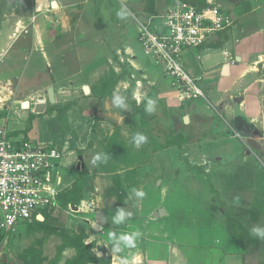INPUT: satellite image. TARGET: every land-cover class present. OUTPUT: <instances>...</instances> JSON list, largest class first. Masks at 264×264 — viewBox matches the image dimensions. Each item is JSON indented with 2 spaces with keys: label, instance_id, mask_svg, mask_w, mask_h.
Returning <instances> with one entry per match:
<instances>
[{
  "label": "rangeland",
  "instance_id": "obj_1",
  "mask_svg": "<svg viewBox=\"0 0 264 264\" xmlns=\"http://www.w3.org/2000/svg\"><path fill=\"white\" fill-rule=\"evenodd\" d=\"M124 2L132 15L123 20L116 15L121 0L95 3L103 24L94 33L89 29L81 31L84 35L76 38L80 53L86 57L82 62L84 70L78 73L81 62L67 58L69 73L64 77L63 85L49 83L57 96L54 110H50L54 103L48 101L47 90L37 93L29 107L23 108L21 101L27 99L19 97L18 77L10 80V90L0 92V118H5L8 128L26 129L24 133L32 142H51L65 147L61 159L60 195L78 181L83 187L79 202L53 208L45 226L30 224L20 227L12 235H3L0 238V264H27V251L31 248L39 251L40 264H68L77 258V248L68 246L59 253V247L64 239L68 241L72 235L82 234L85 243L92 242L90 250L99 259L97 263L85 264H120L123 259L128 264H140L151 256L179 262L177 255L166 253V247L171 243L178 247L205 241L222 244L226 235L231 238V233L241 242L243 251H233L234 255L230 254L228 261L264 264V240L251 233L254 226L264 228V207L258 216L253 212L248 214L254 210L255 203L262 205L264 201V155L258 151L249 156L244 153L248 148L245 138L236 136L228 116L216 104L217 96L201 80L196 83L203 96L194 102L201 107L200 112L205 118L203 123L196 125L192 119L184 121L189 101L186 99V102H178L179 105L169 109L162 105L164 101L156 103V112L152 115L146 113L148 129L141 126L143 123L137 110H145L146 98L157 102L155 96L160 81L155 76L149 77L154 66L136 37V20L147 22L152 19L158 23L159 17L147 14L146 7L151 5L149 0ZM10 3L13 4L14 0H0V19L3 12L10 10ZM31 3L29 0L27 5L30 12ZM215 3L229 20L221 34L229 36L227 31L248 11L251 12L248 17L252 18L259 13L264 27V0H215ZM168 5L167 0H156L154 11L163 13ZM41 7L36 5V10ZM19 8L15 9L21 12L22 7ZM75 19L74 13L72 22ZM106 23L111 25L109 29ZM66 35L70 39V34ZM103 54L107 60L94 58ZM141 61L147 68H141ZM111 68L121 76L110 95L98 99L82 91L83 86H96ZM257 74L264 78V61ZM20 83L21 88L23 82ZM6 93H10L9 98H5ZM114 93L125 98L126 109L113 105ZM38 97L47 99V102L43 111L36 113L38 115L29 122ZM151 127L155 131H149ZM256 127L261 132L257 134L259 139L254 140L262 144L264 153L263 118ZM161 129L166 130L172 140L182 143L165 146ZM137 132L148 138V142L140 147L145 157L141 164H134L130 155L132 147L137 149L132 143ZM98 153L106 155L107 162L93 165L92 158ZM133 188L144 191L145 196H133ZM121 207L133 215L124 224L115 225L112 218ZM159 207H164L166 214L154 217L153 212ZM100 214L105 223L101 229L95 230L91 225ZM113 232L117 236L133 232L140 235L135 247L123 248L116 253L112 251L113 241L109 239ZM179 251L182 250H177L180 254ZM187 251L186 247L182 253Z\"/></svg>",
  "mask_w": 264,
  "mask_h": 264
},
{
  "label": "crops",
  "instance_id": "obj_2",
  "mask_svg": "<svg viewBox=\"0 0 264 264\" xmlns=\"http://www.w3.org/2000/svg\"><path fill=\"white\" fill-rule=\"evenodd\" d=\"M44 1L45 3L41 0L36 4L42 6L40 10H36L35 0H31L30 12L29 0H14L13 4H8L10 10L3 12L0 19V92L10 90V80L18 77L17 92H21L19 97L29 100V104L37 93L47 90L49 83L63 85V80L69 73L67 58L81 63L86 58L76 44L77 36H83L81 31L86 29L94 33V30L101 28L103 24L100 23L98 6L95 4L100 0H49L53 1L50 3ZM53 4L56 7H53ZM18 6L22 7L21 12L16 11ZM74 13L76 19L72 22ZM247 14L251 12L242 14L238 23L226 30L230 33L229 36L221 34L224 30L218 31L202 45L184 50L183 65L196 80H201L206 88H210L209 91L215 93L216 104L228 116L234 133L239 138H245L247 147L250 148L246 147L244 153L249 156L258 151L264 155L261 151L262 144L258 143L259 148H252L248 144V139H259L257 134L261 131L256 126L258 121L264 119V78L257 74L264 61V27L259 13L258 16H253L255 20ZM105 26L109 29L111 25L106 23ZM66 34H70V39ZM94 58L107 60L104 54ZM81 63L78 73L84 70V64ZM141 65V68H147L143 61ZM153 66L152 70L149 69V77L155 76L160 81V88L155 96L157 103L164 101L162 105L169 109L170 106L175 108L173 106L179 105L180 102H186L175 88L168 86L171 85L170 79L158 67ZM153 73L155 75H152ZM20 82H23L21 88ZM89 88L91 89L90 86ZM4 96L9 98L10 93ZM40 97L34 105L39 102ZM54 97L56 102L55 93ZM194 99L197 98L188 99L185 113L187 121L192 119L197 125L203 123L205 118ZM45 101L47 102V99ZM192 229L195 230L193 227ZM225 237L222 244L205 241L197 245H186L189 249L186 254L182 253L186 247L174 246V243H171L166 247V253L177 255L179 262L166 261V258L159 260L153 256L147 257L146 261L147 264H235L234 261L227 260L229 255H234L233 251L243 250L236 241L227 235ZM177 248L182 250L179 251L181 256Z\"/></svg>",
  "mask_w": 264,
  "mask_h": 264
},
{
  "label": "built area",
  "instance_id": "obj_3",
  "mask_svg": "<svg viewBox=\"0 0 264 264\" xmlns=\"http://www.w3.org/2000/svg\"><path fill=\"white\" fill-rule=\"evenodd\" d=\"M152 17H159L158 23L136 20L137 39L145 56L184 99L203 96L196 79L183 67V52L224 30L229 25L227 15L215 0H206V6L200 9L189 1L177 0ZM10 131L1 117L0 229L7 235L16 232L20 223L43 217L42 210L58 206L65 152L60 144L32 142L23 135H10Z\"/></svg>",
  "mask_w": 264,
  "mask_h": 264
},
{
  "label": "trees",
  "instance_id": "obj_4",
  "mask_svg": "<svg viewBox=\"0 0 264 264\" xmlns=\"http://www.w3.org/2000/svg\"><path fill=\"white\" fill-rule=\"evenodd\" d=\"M183 1L191 2L198 9L206 6V0H183ZM149 2L151 3V5L149 7H146L147 14H149V15L161 14L160 12L154 11L156 0H149ZM167 2H168V4H170L173 2V0H167ZM120 76L121 75L118 74L116 71H114V69H112V68L109 69L107 71L106 75H103L99 79V83H97L96 86H93L90 89L89 93L97 96L98 99H102V98L110 95L112 93V91L114 90V87H115L118 79L120 78ZM54 109H55V102L50 107L51 111ZM137 112L140 115L141 123H143L141 126L142 127L146 126V128L148 129V124H147V120H146L147 114H146L145 110L142 108H138ZM37 115L38 114L33 112L31 114V119H29V122H31L33 120V118ZM25 130L26 129H24L23 131L18 130V129L11 130L10 135H15V136L16 135H18V136L23 135V138L27 139V135L24 133ZM151 130H152V132L155 131V129H153L152 127H151V129H149V131H151ZM161 135L163 136V141H164L163 144L165 146H169V145H178L179 146L182 143L181 141H174L170 137H168L166 130L161 129ZM185 139H187V138H183V140H185ZM81 151L82 150H79V152H81ZM130 152H131L130 155H131V158L133 159L134 164H141L142 162H144L145 157L143 156V150L141 148L135 149L132 147ZM82 188H83L82 183H80L78 181V182L74 183L73 187L71 189L67 190L62 196L60 195V191H59V194L57 196L58 205L61 204L65 207V206H67L68 203H72V204L78 203L80 198H81V194H82V190H83ZM262 203H263L262 205L260 204L261 206L257 205L258 202H257V204L255 203L253 205V208H252L254 210L249 211L248 214H250V213L252 214V212H253L254 214H256L258 216L260 213L259 210L262 207H264V201H262ZM53 208H56V207H52L50 210H42L41 211L42 215H43V220L33 218L30 222L24 221V222L19 224L17 230L22 226H27L30 224H36V225L42 226V227L45 226L47 224V219L51 214V210ZM56 209H58V207ZM247 210H250V208ZM230 222H229V224H231ZM235 226H236V224H235ZM245 233L248 234L247 232H245ZM3 235L7 236V234L0 229V238H3ZM8 235H12V234H8ZM230 236L243 249L241 242L235 236H233L232 233L230 234ZM68 241L64 239V242L62 243V245L59 247V250H58V252L60 253V252H62V250L65 247H68V246H74L77 248V250H78V254L76 256L77 258L74 259L73 261H70L68 264H85L87 262L97 263L99 261L98 257L94 253H92V251L90 250V246H91L90 244H92V242L85 243V239H83V234L81 236L72 235V237L68 238ZM27 253H28L26 256L27 264H32V263L40 264L41 259H40V254H39L38 250L31 248L27 251ZM53 264H55V262ZM140 264H146V262L145 263L143 262Z\"/></svg>",
  "mask_w": 264,
  "mask_h": 264
},
{
  "label": "clouds",
  "instance_id": "obj_5",
  "mask_svg": "<svg viewBox=\"0 0 264 264\" xmlns=\"http://www.w3.org/2000/svg\"><path fill=\"white\" fill-rule=\"evenodd\" d=\"M53 7H56L55 4H53ZM118 19H126L127 17L131 16V11L127 8L126 3L124 0H121V8L116 13ZM112 103L115 107L126 109L127 105L125 103V98L119 94L113 95ZM156 101L152 98H146L145 103V112L149 115H152L156 112ZM26 106V105H25ZM148 142V138L145 134L141 132H137L132 137V143L133 145L139 149L142 145L146 144ZM107 162V156L102 154H96L93 158L91 163L93 165H97L98 163H106ZM132 195L137 198H143L145 196V192L139 189H132ZM132 213L129 211H126L124 208H118L116 211V214L112 218V223L115 225L124 224L126 220L130 219L132 217ZM252 235L258 237L259 239L264 240V228L259 226H254L251 229ZM139 232H133V233H122L119 236L116 235V233H110L109 239L113 241L112 251L119 253L123 250V248H133L136 246V240L139 237ZM120 264H128L126 259L121 260Z\"/></svg>",
  "mask_w": 264,
  "mask_h": 264
},
{
  "label": "water",
  "instance_id": "obj_6",
  "mask_svg": "<svg viewBox=\"0 0 264 264\" xmlns=\"http://www.w3.org/2000/svg\"><path fill=\"white\" fill-rule=\"evenodd\" d=\"M39 0H36V3H38ZM48 3L50 2H53V1H49L47 0ZM224 70H226V64L224 65ZM88 88V91L86 92V89L85 88ZM82 91L84 93H89L90 92V88L89 86H83L82 87ZM53 87L52 86H49L47 88V98H48V101L50 103H54L55 102V97L53 95ZM45 107V100L44 99H40L39 102L35 105L34 107V112L35 113H40L43 111ZM184 121L186 122L187 121V117H184ZM248 144L252 147V148H259V144L253 140V139H248ZM79 159H81V155L79 154L78 155ZM166 214V209L164 207H159L156 211L153 212V216L156 217V216H162ZM39 220H43V217H40ZM105 223V219L100 215H96V221L92 223V228L93 229H101L102 228V224ZM98 227V228H97Z\"/></svg>",
  "mask_w": 264,
  "mask_h": 264
},
{
  "label": "bare ground",
  "instance_id": "obj_7",
  "mask_svg": "<svg viewBox=\"0 0 264 264\" xmlns=\"http://www.w3.org/2000/svg\"><path fill=\"white\" fill-rule=\"evenodd\" d=\"M39 1H41V0H39ZM39 1H38V3H40ZM42 2L45 3L44 0H42ZM85 89H86V92H87V91H88V88L86 87ZM52 93H53V95H54V92H52ZM25 105H26V106H25ZM21 106H22L23 108H27V107H29V102H28L27 100H24V101H22ZM97 228H98V227H97ZM114 264H116V263H114Z\"/></svg>",
  "mask_w": 264,
  "mask_h": 264
}]
</instances>
